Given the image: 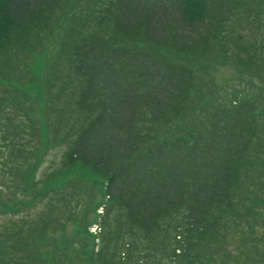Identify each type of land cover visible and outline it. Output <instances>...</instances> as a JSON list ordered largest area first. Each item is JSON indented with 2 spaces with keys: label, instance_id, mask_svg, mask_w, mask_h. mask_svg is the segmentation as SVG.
<instances>
[{
  "label": "trees",
  "instance_id": "obj_1",
  "mask_svg": "<svg viewBox=\"0 0 264 264\" xmlns=\"http://www.w3.org/2000/svg\"><path fill=\"white\" fill-rule=\"evenodd\" d=\"M92 1L81 19L72 17L54 59L63 63L71 109L61 131L58 119L39 127L47 145L66 146L61 169L39 185L76 166L88 169L102 180L100 219L119 225L108 234L161 245L169 264H224L210 247L229 231L254 247L264 239V197L249 199L244 187L258 164L264 95L237 88L220 94L211 73L223 61L264 84V35L242 43L231 25L240 0ZM75 2L0 0V53L11 45L29 50ZM254 15L264 17V0H254ZM38 189L40 198L62 194ZM50 207L36 226L42 231L54 227L48 219L57 222ZM122 247L131 251L132 244ZM100 253L99 263L115 264ZM8 258L0 254V264ZM27 258L45 264L41 256Z\"/></svg>",
  "mask_w": 264,
  "mask_h": 264
},
{
  "label": "rangeland",
  "instance_id": "obj_2",
  "mask_svg": "<svg viewBox=\"0 0 264 264\" xmlns=\"http://www.w3.org/2000/svg\"><path fill=\"white\" fill-rule=\"evenodd\" d=\"M92 4V0H76L69 11L72 13L53 24L52 30L48 28L40 37H35L29 44V50L18 51L11 45L0 53V254L9 257L2 264H43L35 258L29 260L27 256L30 253L41 256L45 264H101L98 261L104 260L96 257L99 252L107 260L112 258L115 264H127L128 261L169 264L165 258L167 251L161 245L153 247L151 243L123 236L120 232L115 237L108 234L110 229L117 230L119 225L116 220L107 224L106 219H100L102 208L99 204L104 199L102 180L88 169L76 166L39 185L51 173L61 169L60 162L66 150L65 145H47L44 131L41 138L38 133L39 127L44 130L49 119L60 121V131L67 121L68 112L64 115V111L71 102L67 91L68 79L63 63L58 65L54 59L66 27L73 23L72 17L77 14L78 17L72 20L78 21L81 11L89 5L92 7ZM254 16V0H240L238 10L231 17V25L237 27V32L244 37L242 43L247 46L264 35V17ZM216 64L211 74L220 94L225 95L237 88L264 95V84L256 78L250 79L244 69L238 70L223 61ZM73 116L75 121L82 122L80 117ZM35 130L37 136L34 137L37 138L32 136ZM255 150L258 164L255 166L254 182L249 188L244 187L245 191L249 189V199L264 197V136L259 137ZM252 153L254 157V149ZM36 186H39L41 194H62L53 198L49 195L36 197L33 192ZM32 198L33 207H26L25 204H30ZM51 205V213L57 222L48 219V224L54 227L42 231L39 229L41 226H36L45 220L41 217L47 216L46 209H50ZM37 230L46 237L39 240ZM22 238L30 251L20 244ZM159 238L160 241L164 236ZM111 239H115L114 242ZM263 240H254L253 247L245 234L229 231L227 238L210 247V251L217 263L264 264L259 262V259L264 260ZM125 242L132 244L131 251H123Z\"/></svg>",
  "mask_w": 264,
  "mask_h": 264
}]
</instances>
